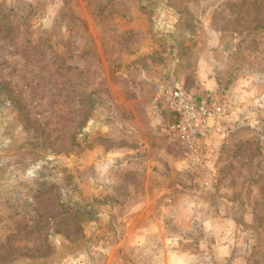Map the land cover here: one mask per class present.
<instances>
[{
    "label": "rangeland",
    "instance_id": "rangeland-1",
    "mask_svg": "<svg viewBox=\"0 0 264 264\" xmlns=\"http://www.w3.org/2000/svg\"><path fill=\"white\" fill-rule=\"evenodd\" d=\"M175 89L224 109L194 146ZM174 210L264 264V0H0V264L145 262Z\"/></svg>",
    "mask_w": 264,
    "mask_h": 264
},
{
    "label": "crops",
    "instance_id": "crops-1",
    "mask_svg": "<svg viewBox=\"0 0 264 264\" xmlns=\"http://www.w3.org/2000/svg\"><path fill=\"white\" fill-rule=\"evenodd\" d=\"M199 207L193 209V214L196 215V213H200L202 211H210L209 201H206V203L204 202V204H201ZM178 215V211H175V217H173L170 224L172 227H175L180 231L176 230L178 233L175 235H173V233L164 234L160 232L163 230V224H161V226L158 225V228H151L150 231H152V234H156V231H159L157 234L158 236L160 235V238L157 236L158 240L152 242L151 245L153 247L151 253L150 255L145 256V262H135L133 260L135 258L132 257L130 260L132 264H204L205 262L207 264V261H209L208 264H210V262H212V264H238L240 263V260H243V257L234 254V236H230V239L226 242H223L220 239L222 230L218 228L219 221L217 218L219 215H216V217L213 218L202 217L199 220H197V217L192 218L189 220V224L186 227L181 226L183 225L180 224L181 222H177L176 217ZM198 228H201L199 234L185 233L187 230ZM205 234L215 235V241L213 240L212 242H207L208 238L206 239L207 235L205 237ZM195 245L198 246L197 251L192 250L191 248ZM146 246H148V243H146ZM121 258L122 257L120 256V259ZM140 258L143 257H139L138 259Z\"/></svg>",
    "mask_w": 264,
    "mask_h": 264
},
{
    "label": "built area",
    "instance_id": "built-area-1",
    "mask_svg": "<svg viewBox=\"0 0 264 264\" xmlns=\"http://www.w3.org/2000/svg\"><path fill=\"white\" fill-rule=\"evenodd\" d=\"M166 105L175 120L169 131L187 146H194L201 134V126L217 122L224 109L220 105L200 107L196 102L178 89L167 91Z\"/></svg>",
    "mask_w": 264,
    "mask_h": 264
},
{
    "label": "trees",
    "instance_id": "trees-1",
    "mask_svg": "<svg viewBox=\"0 0 264 264\" xmlns=\"http://www.w3.org/2000/svg\"><path fill=\"white\" fill-rule=\"evenodd\" d=\"M12 99H13L14 102H15V101H18L17 99H14V98H12ZM18 99H19V101H20V97H19V96H18ZM19 101H18V102H19ZM31 122H32V117L30 116V114L27 113V114H26V118L24 119V128H25L26 130H27V129H30V128L32 127ZM34 125H37V126L34 127V130L39 129V125H38V124H34ZM36 197H38V196H36ZM39 201H40V200H39ZM39 201H38V202H39ZM38 202H37V204H38ZM61 208H62V209H68V204H66V203H62V204H61ZM80 210H81V209H80ZM80 210L77 211V212H80ZM34 213H35V214H34L33 216H31L32 219L29 220L27 224H29V222H30V223L32 224V226L37 227V225H38L39 222H40V218H42L43 215H42V213H40L39 209H37V211H35ZM77 215H80V214H77Z\"/></svg>",
    "mask_w": 264,
    "mask_h": 264
}]
</instances>
